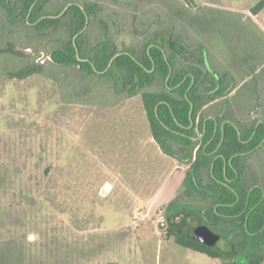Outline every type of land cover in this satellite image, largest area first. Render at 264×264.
<instances>
[{"label":"rangeland","instance_id":"rangeland-1","mask_svg":"<svg viewBox=\"0 0 264 264\" xmlns=\"http://www.w3.org/2000/svg\"><path fill=\"white\" fill-rule=\"evenodd\" d=\"M71 1L92 0H51L45 11L57 12ZM100 1L117 22L112 34L119 48L138 56L143 33L136 30L133 42L127 36L125 20L131 12L117 0ZM119 1L136 3L142 21L178 19L180 33L199 29L204 48L217 45L219 53L223 45L229 48L233 36L252 39L246 18L235 13L258 2ZM25 53L39 56L40 64L48 61L42 49ZM246 87L249 83L226 105L249 107L246 100L240 102ZM114 103H63L55 83L37 75L0 79V264H221L177 245L168 233H178L172 224L179 230L185 229L183 221L193 225L184 220L188 200L182 181L197 143L191 161L181 147L176 155L165 154L152 141L140 97ZM248 160L252 168L262 167L264 150L254 151ZM217 247L228 251L223 240Z\"/></svg>","mask_w":264,"mask_h":264},{"label":"trees","instance_id":"trees-1","mask_svg":"<svg viewBox=\"0 0 264 264\" xmlns=\"http://www.w3.org/2000/svg\"><path fill=\"white\" fill-rule=\"evenodd\" d=\"M50 1L0 0V79L44 77L55 83L66 104L113 106L139 96L151 136L163 153L173 156L181 147L191 161L197 143L190 171L182 181L188 200L184 220L206 225L227 244L228 251L202 245L174 224L171 227L178 233L169 229V235L177 245L221 264H239L235 261L238 258L244 264H263L264 183L253 176L247 181L243 155L261 144L264 123L255 120L238 135L235 125H222L223 118L201 115L205 106L230 94L235 86L228 85L239 80L230 62L241 53L235 36L229 48L223 45L219 53L217 45L214 50L204 48L199 29L190 33L187 26L188 30L180 33L178 19L173 23L157 18L142 21L136 3L117 0L121 8L131 12L125 20L127 36L133 42L138 39L136 30L143 33L144 49L137 56L128 48H119L112 34L117 31V22L100 0L71 1L51 13L45 11ZM197 9L185 11L196 13ZM263 9L264 0H259L250 14L257 15ZM235 15L246 18L252 37L249 46L252 53L261 54L263 48L254 41L255 30L250 28L255 26L251 16L242 12ZM38 49L46 53L47 62L40 64L39 56L25 53ZM249 74H254V69ZM85 97L94 100L86 101Z\"/></svg>","mask_w":264,"mask_h":264},{"label":"crops","instance_id":"crops-1","mask_svg":"<svg viewBox=\"0 0 264 264\" xmlns=\"http://www.w3.org/2000/svg\"><path fill=\"white\" fill-rule=\"evenodd\" d=\"M250 10L251 8L249 10L238 12H243L250 15L251 20L255 23V26L251 25L250 28H254L255 41L261 48H263L261 50V54L252 53V48L249 46V40L243 38L241 35H236L234 37L235 42L241 44V47L239 48L241 53L239 57H236V59H233L234 61L231 60L230 62L233 64L235 69V78L239 80L236 82V84L232 85V83H230L228 85V87L235 86V89L225 97L205 106L201 111V115L204 118H223L224 120L222 125L224 123H231L236 126L237 130L244 129L255 120H257V124L264 123V117L261 115V112L264 110V9L254 16L250 14ZM235 47H238V45H235ZM217 58V55L213 57V59L215 60H217ZM251 69H254V74H249ZM238 74H241V77H239ZM248 83L249 87H246L247 92H243L245 93V96H243V100H240V102L242 101V103H244V101L246 100L245 104H248L250 106L242 110L237 109L234 105L227 106L226 103L232 101L237 96L240 89ZM232 103L233 102H231L230 104ZM152 141L154 142L153 138ZM154 144L157 146L155 142ZM157 148L159 149L158 146ZM260 148L262 151L264 150V139L262 140L257 150H259ZM249 156L245 159V163L247 165V169L249 168L252 170L251 172L249 171L251 173L250 176H253L260 182L264 183V163L262 167L257 165L252 168L249 164ZM180 178L181 177H179V179ZM246 178L249 180V175H246ZM178 182H180V180ZM159 193L160 189L156 192L152 199L158 198ZM171 196H169L170 198L166 199L170 200L172 198Z\"/></svg>","mask_w":264,"mask_h":264},{"label":"water","instance_id":"water-1","mask_svg":"<svg viewBox=\"0 0 264 264\" xmlns=\"http://www.w3.org/2000/svg\"><path fill=\"white\" fill-rule=\"evenodd\" d=\"M192 109L193 106L191 105V111ZM191 235L196 242L207 247H214L217 244V241H219L220 239V236L218 234H214L207 226L203 225L201 222L195 223L194 227L192 228Z\"/></svg>","mask_w":264,"mask_h":264},{"label":"flooded vegetation","instance_id":"flooded-vegetation-1","mask_svg":"<svg viewBox=\"0 0 264 264\" xmlns=\"http://www.w3.org/2000/svg\"><path fill=\"white\" fill-rule=\"evenodd\" d=\"M238 131V135H240V131L239 130H237ZM199 139V138H198ZM260 145H258V147H259ZM258 147H256V149L255 150H253V151H251L250 153H249V155H251L254 151H256L257 149H258ZM249 155H243V157H244V159H246ZM193 221V225H190V227H187V225L183 222V224H184V228L185 229H181L180 231L183 233V234H191L192 233V228L194 227V225H195V223H197V222H199V221H194V220H192ZM203 224V223H202ZM204 225V224H203ZM206 226V225H205ZM187 227V228H186ZM210 229V228H209ZM211 230V229H210ZM185 231V232H184ZM212 231V230H211ZM188 232V233H187ZM214 234H217V233H215L214 231H212ZM192 236V235H191ZM221 239H219V241H220ZM219 241H217V244H218V242ZM216 244V245H217ZM215 245V246H216ZM214 246V247H215Z\"/></svg>","mask_w":264,"mask_h":264}]
</instances>
